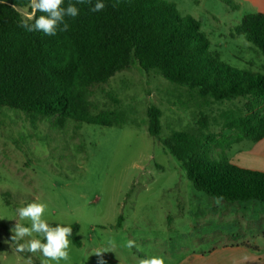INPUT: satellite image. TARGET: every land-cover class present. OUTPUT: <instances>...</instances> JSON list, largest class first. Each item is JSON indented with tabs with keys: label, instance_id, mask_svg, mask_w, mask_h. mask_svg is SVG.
I'll use <instances>...</instances> for the list:
<instances>
[{
	"label": "rangeland",
	"instance_id": "obj_1",
	"mask_svg": "<svg viewBox=\"0 0 264 264\" xmlns=\"http://www.w3.org/2000/svg\"><path fill=\"white\" fill-rule=\"evenodd\" d=\"M165 1L200 24L212 56L264 72L263 55L234 30L245 15L264 13V0ZM91 100L96 113L115 112L117 123H59L57 116L33 123L25 112L0 108V221L10 232L16 209L37 201L47 204L48 223L79 225L82 246L70 238V264H138L152 256L165 264H264V203L217 204L193 188L163 146L187 132L209 141L210 161L264 172V139L253 143L234 124L248 115L249 99L202 97L134 64L94 87ZM151 107L162 114L157 138L149 133ZM0 242V264H27L31 254L17 253L3 233ZM242 244L253 255L238 250ZM42 259L32 256L33 264Z\"/></svg>",
	"mask_w": 264,
	"mask_h": 264
},
{
	"label": "trees",
	"instance_id": "obj_2",
	"mask_svg": "<svg viewBox=\"0 0 264 264\" xmlns=\"http://www.w3.org/2000/svg\"><path fill=\"white\" fill-rule=\"evenodd\" d=\"M92 4H75L79 15L66 17L67 31L55 36L27 32L19 26L29 0L0 2V108L25 112L33 123L57 116L80 124L111 127L112 111L96 113L93 88L138 64L156 70L166 80L197 90L216 101L249 99L246 117L234 124L253 143L264 139V72L231 67L209 52L210 42L191 16H180L165 0H103L105 8L91 12ZM37 12V17L41 15ZM235 34L252 43L264 57V13L245 15ZM161 111H148L149 133L161 134ZM208 140V139H207ZM208 142L187 132H175L164 148L186 171L193 188L227 203H264V172L216 164L207 157ZM55 227L57 223H49ZM70 237L81 247L78 224ZM12 233L0 221V234ZM0 242V252L2 251ZM39 264V263H35Z\"/></svg>",
	"mask_w": 264,
	"mask_h": 264
},
{
	"label": "clouds",
	"instance_id": "obj_3",
	"mask_svg": "<svg viewBox=\"0 0 264 264\" xmlns=\"http://www.w3.org/2000/svg\"><path fill=\"white\" fill-rule=\"evenodd\" d=\"M6 2V0H0ZM119 0H117V3ZM78 4H92V0H77ZM30 11L22 13V19L19 26L27 32H42L47 36H55L57 31H67L68 23L65 22L66 17L75 18L79 15V9L75 4L69 3L64 6V0H29L28 5ZM105 8L103 0H96L89 11L95 13ZM42 13L37 17V12ZM217 198L216 203L220 202ZM47 204L33 201L27 203L26 206L18 207L16 214L19 219L16 220L14 227L11 229L10 237L11 245H15L17 253H29L27 264H33L32 256L37 253L41 254L43 259L40 264H70V246L73 229L70 225L57 224L51 226L44 218ZM27 220L30 226L20 221ZM42 237L43 240L36 238ZM128 248L136 247L134 240H128ZM107 250H97L96 255L100 256ZM138 264H165L162 256H152L143 258Z\"/></svg>",
	"mask_w": 264,
	"mask_h": 264
},
{
	"label": "crops",
	"instance_id": "obj_4",
	"mask_svg": "<svg viewBox=\"0 0 264 264\" xmlns=\"http://www.w3.org/2000/svg\"><path fill=\"white\" fill-rule=\"evenodd\" d=\"M263 143V141L262 142H260L259 143V145H261ZM227 203V202H226ZM228 205H230V204H228ZM238 250H240V251H243L244 253H246V255H253V254H250L251 252L250 251H253L252 250V248H250V247H247V246H244L243 244L242 245H240V246H238ZM256 251V250H255ZM260 251V250H259ZM259 251H258V253H259ZM199 258H200V256H199Z\"/></svg>",
	"mask_w": 264,
	"mask_h": 264
}]
</instances>
